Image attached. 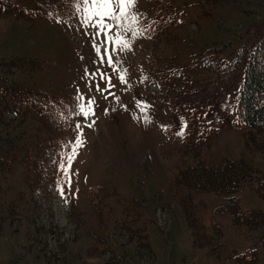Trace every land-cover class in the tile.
I'll return each mask as SVG.
<instances>
[{
	"label": "rangeland",
	"instance_id": "obj_1",
	"mask_svg": "<svg viewBox=\"0 0 264 264\" xmlns=\"http://www.w3.org/2000/svg\"><path fill=\"white\" fill-rule=\"evenodd\" d=\"M16 1L29 14L0 15V63L24 65L0 64V74L46 91L64 104L66 120L40 171L38 165L32 172L22 165L0 171V264H237L238 255L254 249L264 264V224L240 229L220 209L225 197L217 192H193V199L203 232L219 230L214 245L223 247L214 253V245L197 246L185 211L189 190L178 181L196 162L183 152L189 117L202 114L219 131L204 139L212 140L201 158L246 159L264 178V154L254 146L264 133L251 131L253 141L251 129L236 121L245 46L264 37V0H158V9L172 3L166 16L173 21L163 25L152 0H137L131 10L137 23L119 29L131 45L124 50L103 45V35L94 38L75 0ZM95 44L101 53L108 48L115 71L107 58L100 62ZM205 60L212 62L206 67ZM100 73L114 87L97 91V84L107 88ZM89 99L94 115H78ZM38 124L7 112L0 133L9 128L34 143L49 138ZM78 139L69 185L61 165ZM238 195L242 211H264V186L245 185Z\"/></svg>",
	"mask_w": 264,
	"mask_h": 264
},
{
	"label": "trees",
	"instance_id": "obj_2",
	"mask_svg": "<svg viewBox=\"0 0 264 264\" xmlns=\"http://www.w3.org/2000/svg\"><path fill=\"white\" fill-rule=\"evenodd\" d=\"M152 6L156 15V23L163 25L169 20L173 21L169 16H166V11L172 8V3L158 9L159 1L152 0ZM16 9L24 15L29 14L16 0H0V15L5 12L12 13ZM245 49L247 50L245 74L238 96L236 119L251 129L248 132V137L253 139L254 135L251 131L264 133V37L257 45H247ZM208 59L216 61L215 57ZM207 60L204 61L206 67L212 62L210 60L207 62ZM26 62L27 60H24V63ZM37 63L40 68H43V62L37 61ZM0 64H7L12 68L22 67L23 62L22 59H12ZM159 67L157 64L156 72L163 78L166 72L160 71ZM7 112L13 113L14 119H34L39 123L38 131L44 130L50 134V137L42 138L34 143L30 140L32 136L30 135L27 139L24 132V134H13V130L8 128L5 133H0V171L7 174L19 165L24 166L23 168L28 172H32L38 165L40 171V166L46 163L45 156L49 146L54 147L58 144V138L57 140L52 139L55 134L60 132L66 120L64 104L55 100L41 88L8 79L0 74V117H4ZM209 113L210 110L206 114ZM10 123L4 121L6 125ZM186 129L183 152L186 155L192 154L196 158V162L180 172L178 181L187 186L189 190L185 211L194 237L193 242L197 246L214 245L215 241L222 236L217 229L210 233L203 232V227L196 215L193 192L207 191L224 195L225 202L221 204L220 209L229 212L233 223L240 229L245 226L255 230L264 224V211H260V209L242 211L238 195L239 190L245 185L255 188L264 186V178L260 170L246 159L224 158L218 164H207L201 158L202 147L210 145L212 140L209 139L205 143L204 139L215 138L218 135V129L211 120L206 118L205 114H202L200 119L195 117V121L189 117ZM254 146L264 154V141L254 142ZM256 181L260 182L255 185ZM216 244L210 247L211 252L216 253L222 249V242ZM258 260L259 252L256 249L241 253L236 258L237 264H257Z\"/></svg>",
	"mask_w": 264,
	"mask_h": 264
},
{
	"label": "snow or ice",
	"instance_id": "obj_3",
	"mask_svg": "<svg viewBox=\"0 0 264 264\" xmlns=\"http://www.w3.org/2000/svg\"><path fill=\"white\" fill-rule=\"evenodd\" d=\"M137 0H75V7L77 12H82L84 15L83 23L85 25H90L91 27L96 29L94 34L95 39H99L101 35H103L104 40L102 41L103 45L114 44L120 46L121 50L129 48L130 42L125 40L123 34L119 29H123V31H128L131 29L132 25L137 23L136 14L132 13V9L135 7ZM116 28L118 31L115 35H112V30ZM135 31H133V35H137ZM94 50L97 53L100 62H104L105 58H107V63L113 67V70H116L115 62L112 59V55L109 52L107 47H104L103 53H101V45L95 44ZM113 51L115 49L113 48ZM87 74V72H86ZM101 79L107 81V88H100L99 84L96 85V90L100 92H105L107 89L114 87L111 83V78L106 76L103 73L99 74ZM121 83H126L125 75L123 73L120 74ZM112 93H109L111 95ZM107 98V97H105ZM79 99L84 101V97L80 96ZM117 99H119L117 97ZM95 104L94 99H89L87 104L81 103L79 105V113L78 115H83L84 117H89L90 115H94L93 105ZM143 110V109H142ZM91 126V125H89ZM80 125H77L79 128ZM82 146V141L79 139L76 141L75 146L72 148V152L67 157L66 166L61 165L64 168L65 174L68 179L67 182L71 185V164L76 156V148ZM61 194H63V190L61 189Z\"/></svg>",
	"mask_w": 264,
	"mask_h": 264
}]
</instances>
